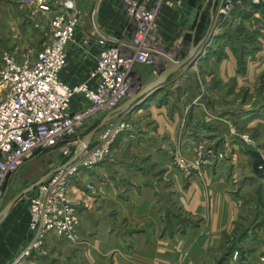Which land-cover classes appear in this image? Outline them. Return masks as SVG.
I'll list each match as a JSON object with an SVG mask.
<instances>
[{"label": "rangeland", "instance_id": "1", "mask_svg": "<svg viewBox=\"0 0 264 264\" xmlns=\"http://www.w3.org/2000/svg\"><path fill=\"white\" fill-rule=\"evenodd\" d=\"M20 1L25 4L31 3L32 0ZM53 1L64 2L65 0ZM75 1L83 17L68 47L65 68H68L69 62L72 61L75 73L78 74L80 70H77L78 58L89 55L90 63H95L98 57V52L95 53V50H99L98 38L105 34H115L125 40H132L135 23L128 16L120 0ZM107 1H113L116 6L118 20L120 18L124 20V26L127 27L124 35L115 31L110 32L113 28L103 17ZM220 2L221 0H216L214 3L213 0H182L181 4L173 8L160 7L158 24L166 8L171 9L175 21V30L171 38L165 40L166 45H170L168 48H171L172 53H170L174 58L167 67L183 61L191 50L190 44L193 40L194 42L196 40L195 44H197L202 39L204 43L202 41L198 47L194 63L205 59L204 61L213 64L205 66L207 74L203 73L199 66L195 68L192 80L189 82H186V79L182 80L184 77L177 73L173 78L167 79L170 82L163 84L164 90L158 94L159 96L152 97L150 101L152 104L149 102L148 108L141 106L137 110V112L142 110L140 114L118 118L114 122L115 129L108 144L109 148L105 150L106 158L90 169L94 172L100 171V166L103 169L107 168L109 163L120 159L119 154L122 152L114 148V142L119 136L133 133L135 141L145 139L154 142L155 148H147L155 154L153 158L145 157L141 161L153 163L151 167H146L151 170V173L161 168L167 172L162 175L164 170L159 172L156 175L157 179H153L150 183L144 179L134 183L133 186L139 184V188L143 189L145 187L154 188L157 185L158 190L162 188L172 190L173 188L180 190L201 188L207 194V191L212 190L213 187L219 190L216 187L217 184L224 182L228 185L229 191H233L241 206L239 216L235 221L236 228L233 230L239 237L234 239L233 245L228 247V253H233V258L238 262L243 258L251 260L257 258L256 262L262 261L264 264V249L259 252L258 257H244L249 249L242 247L241 244V240L249 234L253 236L258 233L263 234L264 243V10L262 11L260 6L250 8L247 5L244 10L236 7L226 21V19L222 20L223 18L217 13ZM33 6L34 4L32 8L25 7L22 10L19 8L18 13L23 12L29 16L32 13L38 14V20L0 21V71L5 68L8 57H14L21 63L35 61L44 44L51 40L50 17L53 13L50 11L44 13L38 9V6L35 5L34 8ZM87 31L90 33H86ZM160 31L162 35L161 28ZM162 37L164 38L163 35ZM202 46L204 50L201 49ZM229 60L236 64V68L234 72L233 70L230 73L227 71V74L223 72L221 66L224 67V63H232ZM148 69L151 71V78L152 73L155 76L165 67L158 69L136 62L133 67L134 86H136L135 73L138 72L141 76L147 77ZM0 82L2 83L1 79ZM2 86L3 84H0V100L8 94V90ZM78 96L81 95L75 98L77 99ZM250 111L261 113L249 117L246 113ZM162 120L165 121L164 125H161ZM100 122V116L89 118L84 125L82 124V129L61 141L58 146L50 149H36L32 157L26 160V165L24 164L25 166L23 165L24 167L22 166L23 168L17 171V176L14 179H8L7 185L11 183L10 188L5 190L3 205L5 206L21 191L51 171L62 167L77 166V171L74 172L72 178H69V181L72 179L69 182L71 195L76 183L81 184L82 192L79 200L72 197L77 201L75 203L79 211L76 235L71 238L58 234L49 235V237L55 236L77 245L80 241L79 226L82 221V205L88 206L90 197L100 195L99 190L102 191L103 188L98 189L90 178L91 170L83 164L80 165L79 161L84 152L72 164H67V162L81 152L86 135L93 131ZM212 125L219 127L218 134H216L218 129L216 132L211 131L213 130ZM103 129H100L94 136L96 137V142L93 144L95 146L91 147L89 144L87 148L100 146V135ZM141 129H149L147 134H152L149 137L141 136ZM158 131L161 132L155 134ZM129 152L124 151L122 159H136L146 155ZM249 162L253 164L252 171ZM123 168L125 176L130 179L134 173V167L129 164ZM106 173L110 177L109 169ZM167 173L171 177L167 176ZM252 173L260 181L256 183L253 180L244 179ZM107 181L110 180L107 179ZM261 182L263 185L260 184ZM245 184L247 186L243 191ZM33 192L31 191L19 200L20 204L26 205L28 209L30 229L32 220L30 196ZM31 233L32 241L25 247V250L29 248L30 253L35 250L39 254L47 253L48 250L44 246L46 239H42L40 244L34 247V241L37 242L38 237L32 229Z\"/></svg>", "mask_w": 264, "mask_h": 264}, {"label": "crops", "instance_id": "2", "mask_svg": "<svg viewBox=\"0 0 264 264\" xmlns=\"http://www.w3.org/2000/svg\"><path fill=\"white\" fill-rule=\"evenodd\" d=\"M25 7L32 8V3L24 4L20 0H0V21L38 20V14L32 13L29 16L23 12L18 13L19 8L22 10ZM103 11L105 12L103 17L113 28L110 29V32L115 31L124 35L127 27L124 26L122 18L118 20V10L113 1H107ZM174 22L171 9H164L159 26L166 47L170 46L166 45L165 40L171 38L173 30H175ZM90 31L86 33L89 34ZM202 41L203 39L196 45L200 47ZM192 45L193 43L190 44V47ZM97 52L99 54V50H95V53ZM89 58V55L78 58L77 70L80 69L78 74L75 73L72 61L69 62V67L64 68L61 72V79L72 86L86 81L96 65V61L94 64L90 63ZM204 60L186 65L172 74L168 80L178 73L184 77L182 80L186 79V82H189L192 80L193 71L198 66L203 73H206L205 66L213 63ZM229 62L232 63H224V67L221 66L223 72L227 74L232 70L234 72L236 68V64L232 60ZM148 71L147 77L141 76L138 72L135 73L136 86H134L132 94L115 110L101 115V121L112 114L109 123H114L123 116L140 114L142 110L137 112L140 109L138 107L148 108L147 104L152 101V97L163 92V84L170 82L164 81L153 89L147 90L163 72L161 71L155 76L152 73L150 78L151 71L149 69ZM135 97L137 99L130 107L120 110ZM81 98L83 97L78 96L77 99H74L72 103L74 110L85 106L86 101ZM115 111L119 112L116 114ZM260 113V111H250L246 114L253 117ZM164 123L165 121L162 120L161 125ZM212 127L211 131L216 132L218 129L216 134L220 132L216 125H212ZM148 130L141 129V136L149 137L152 133L147 134ZM159 132L161 131L155 134ZM95 138L90 142L91 147L95 146L93 145L96 142ZM134 138L135 134L133 135V133L119 136L114 142V148L122 152L119 154L120 159L109 163V165L106 164L107 168L103 169L100 166V171L94 172L90 169V178L98 189L100 187L103 190H99L100 195L90 197L88 206L82 205V221L79 226L80 241L77 245L65 239L48 236L44 245L48 250L47 253L39 254L35 250L29 255L22 254L25 247L32 241V233L28 209L26 205H21L18 201L5 217L0 218V264H247L256 261L257 258L254 260L243 258L238 262L233 258V253H228V247L233 245V240L239 237L233 230L236 228L235 221L239 216L241 206L233 191H229L228 185H225L224 182H220L216 186L220 191L213 187L212 190L207 191V194L201 188L195 190L162 188V190H158L157 185L154 188L145 187L143 189L139 188V184L133 186L134 183L144 179L150 183L153 179H157L156 175L159 172L164 170L161 175L167 172L161 168L158 171L155 169L153 170L155 173H151V170L147 169L153 163H149V161L144 163L141 159L153 158L152 156L155 154L151 152V149L155 148L154 142L145 139L135 141ZM148 147L151 149H147ZM124 151L135 152L136 155H146L136 159H122ZM77 156L78 154L67 164L76 161ZM129 164L134 167V173L130 179L125 176L123 168ZM249 166L252 171L253 164L251 162H249ZM108 169L111 172L110 177L106 173ZM17 174L18 172L11 178L14 179ZM167 176L171 177L169 173ZM244 179L253 180L256 183L260 181L253 173ZM10 183L6 189L10 188ZM260 184L263 185L262 182ZM246 186L247 184L244 185L243 191ZM80 187L81 184L78 183L73 187L72 196L76 200H79L80 193H82ZM5 206H1L0 214ZM262 237V233L253 236L249 234L245 239L243 238L244 240H241L242 242L240 241L242 247L249 249L244 257L259 256V252L264 249Z\"/></svg>", "mask_w": 264, "mask_h": 264}, {"label": "built area", "instance_id": "3", "mask_svg": "<svg viewBox=\"0 0 264 264\" xmlns=\"http://www.w3.org/2000/svg\"><path fill=\"white\" fill-rule=\"evenodd\" d=\"M120 1L135 23L133 39L125 40L115 34L98 38L95 68L86 81L76 86L64 82L61 72L66 66L68 47L82 21L81 10L75 0L31 1L40 11L53 13L50 17L51 40L44 44L35 61L21 63L8 57L5 68L0 71V84L8 90L7 96L0 100V208L8 179L36 149L58 146L82 129L87 119L116 109L132 94L136 62L161 69L173 61L172 50L164 45L157 19L161 6L173 8L182 0ZM247 5L250 8L260 6L264 10V0H221L217 13L227 21L236 7L244 10ZM77 95H81L87 105L73 110L72 103ZM114 126L109 123L103 129L99 147L86 148L80 165L90 169L106 158L105 150L109 148ZM67 168L52 175L30 196L31 229L38 237L34 247L50 234L68 238L76 235L79 211L77 201L69 191L72 181L69 178L77 171V166ZM29 253L28 248L23 254Z\"/></svg>", "mask_w": 264, "mask_h": 264}, {"label": "water", "instance_id": "4", "mask_svg": "<svg viewBox=\"0 0 264 264\" xmlns=\"http://www.w3.org/2000/svg\"><path fill=\"white\" fill-rule=\"evenodd\" d=\"M216 0H213V2H215ZM204 43V41H203ZM198 45H196L193 41V45L191 47V51L189 53V55L183 60L180 61L168 68H166L162 74L160 75L159 79L152 85L149 86L147 88V90L149 89H153L154 87H156L157 85H159V83H162L164 81H166L172 74L176 73L177 71L181 70L183 67H185L186 65H188L189 62L194 63V56L197 52L198 49ZM204 50V46H202V48ZM202 52V50L200 51V53ZM199 53V54H200ZM139 97V96H138ZM137 99V97L133 98L132 101H130L129 103H127L125 106L121 107L120 110L126 109L127 107H130L131 104ZM115 110V109H114ZM113 111V110H112ZM119 112V111H115ZM117 114V113H116ZM112 119V114H110L108 117H106L105 119H103L100 124L93 130L91 131L89 134L86 135L85 137V142L82 145V149L81 152L78 154V156L83 153L85 151V149L88 147V145L90 144V142L92 141V139L94 138V136L97 134V132L100 129H103L106 125H108V123L111 121ZM77 156V157H78ZM68 164H72L68 163ZM64 168V167H62ZM62 168L56 169L51 171L50 173H48L47 175H45L44 177H42L40 180H38L37 182L33 183L32 185H30L29 187L25 188L23 191H21L18 195H16L3 209L2 213L0 214V218L1 217H5L7 215V213L10 211V209L20 200L22 199L26 194L30 193L31 191H34L39 185H41L42 183H44L46 180H48L52 175L56 174L59 170H61Z\"/></svg>", "mask_w": 264, "mask_h": 264}]
</instances>
